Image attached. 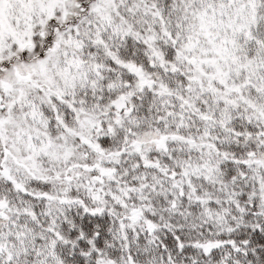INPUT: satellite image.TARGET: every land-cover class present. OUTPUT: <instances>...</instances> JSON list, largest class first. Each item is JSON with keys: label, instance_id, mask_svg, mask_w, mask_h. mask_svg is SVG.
<instances>
[{"label": "snow or ice", "instance_id": "1", "mask_svg": "<svg viewBox=\"0 0 264 264\" xmlns=\"http://www.w3.org/2000/svg\"><path fill=\"white\" fill-rule=\"evenodd\" d=\"M0 264H264V0H0Z\"/></svg>", "mask_w": 264, "mask_h": 264}]
</instances>
